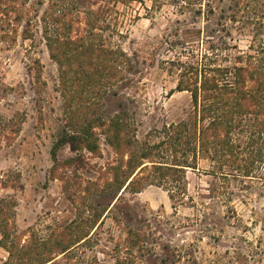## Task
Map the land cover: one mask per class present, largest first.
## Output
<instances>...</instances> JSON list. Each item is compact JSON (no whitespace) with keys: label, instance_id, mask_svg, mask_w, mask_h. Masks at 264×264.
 <instances>
[{"label":"rangeland","instance_id":"obj_1","mask_svg":"<svg viewBox=\"0 0 264 264\" xmlns=\"http://www.w3.org/2000/svg\"><path fill=\"white\" fill-rule=\"evenodd\" d=\"M159 1L0 0V264H264V181L226 182L202 161L183 206L155 185L120 192L130 155L192 116L170 64L181 44L199 54L227 44L233 64L264 52V0H190L184 11L188 0ZM70 40L119 47L134 69L110 91L108 79L92 86L85 77L105 57L71 54ZM96 89L108 94L89 104ZM83 133L95 151L53 155Z\"/></svg>","mask_w":264,"mask_h":264},{"label":"trees","instance_id":"obj_2","mask_svg":"<svg viewBox=\"0 0 264 264\" xmlns=\"http://www.w3.org/2000/svg\"><path fill=\"white\" fill-rule=\"evenodd\" d=\"M106 1L115 7L130 0ZM190 4V0L185 2L181 11L187 9ZM108 12L113 10L108 9ZM10 25L12 26L11 23ZM186 44H181L180 55L170 64L178 71L177 91L191 95L192 116L189 121L171 125L165 130L166 141L158 145L144 143L139 151L130 155L128 168H133L134 163L137 165L120 189V192H125L135 187L136 193H139L146 186L155 185L165 188L171 202L180 206L189 199L185 186L187 171L199 170L202 161L210 165L207 174L226 182L264 181V52L260 57L247 55L246 60V56L239 55L233 64L230 54L226 58L222 56L223 51L231 50L227 44L226 48L209 45V50L201 54L188 49ZM62 46L71 49L67 51L71 54L85 48L86 53L97 63H100L103 54V65L89 64L93 65L94 69L88 72L90 74L85 79L88 78L87 83L92 86L108 79L106 87L110 91L114 87L112 82L120 72L125 73L124 76L127 77L134 69L130 57L119 47L104 51L101 50V45L78 46L71 40L64 42ZM53 59L56 60L54 54ZM79 73H75L77 77ZM81 73L83 74V71ZM77 77L70 85L65 78V92L68 93L70 88L75 86ZM76 90L78 91L77 88ZM73 93L75 94L70 96L75 98L77 92ZM106 93L108 94L103 89L88 90V103L95 102ZM68 108L72 109L74 105L69 102ZM118 120L112 121L113 127H121ZM83 134L60 138L53 148V155H56L59 147L67 144L75 151H79L82 146L95 151V148L88 146L86 142L90 138L95 140L94 134ZM111 137L116 139L118 144L123 140L120 132ZM166 157L171 158L170 162H160L167 160ZM69 250L70 248L65 249L62 253Z\"/></svg>","mask_w":264,"mask_h":264}]
</instances>
